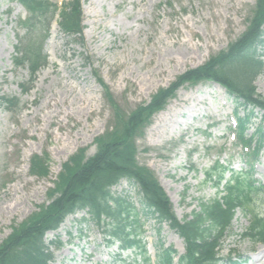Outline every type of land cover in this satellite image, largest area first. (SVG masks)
<instances>
[{
	"label": "rangeland",
	"instance_id": "374dc122",
	"mask_svg": "<svg viewBox=\"0 0 264 264\" xmlns=\"http://www.w3.org/2000/svg\"><path fill=\"white\" fill-rule=\"evenodd\" d=\"M49 1L62 4L68 0ZM82 2L84 38L67 36L54 20L50 36L44 37L49 63L31 81L28 68L13 60L14 46L26 33L20 20L28 13L18 0H0V99L20 102L15 110L0 105V244L40 211L42 204H48L49 191L64 163L82 148L87 156L93 155L96 138L113 127L114 112L103 84L128 113L150 102L159 89L169 87L188 69L203 65L236 40L247 28L256 0ZM39 27L29 36L40 38L45 32ZM21 82L32 87L28 93L22 91ZM255 84L264 95V71ZM220 89L224 90L212 82L182 86L137 138L140 164L155 172L182 220L200 210L201 201L217 194L218 189L205 182V169L219 156L237 170L245 166L242 149L229 129L235 103ZM260 123L256 117L248 133H254ZM44 153L49 156L50 175L31 176V157ZM254 168L255 177L264 183V151ZM113 190L133 195L131 201L137 199L126 180ZM262 210L264 205L259 206ZM84 214L76 216L80 219ZM74 224L71 240L70 222L63 225V241L71 245L64 244L54 264H111V260L119 264L114 257L118 246L107 247L98 227ZM249 224V216L239 210L222 239L221 255H240L243 264H264V244L241 235ZM80 227L82 238L78 237ZM156 228L155 219L144 225L150 255L155 256L161 238L165 247L178 250L177 261L185 250L184 239L166 223L160 234ZM131 254L125 251L122 256Z\"/></svg>",
	"mask_w": 264,
	"mask_h": 264
},
{
	"label": "trees",
	"instance_id": "16d2710c",
	"mask_svg": "<svg viewBox=\"0 0 264 264\" xmlns=\"http://www.w3.org/2000/svg\"><path fill=\"white\" fill-rule=\"evenodd\" d=\"M19 2L28 10L29 17L23 22L25 37L19 38L13 60L15 65L29 68L33 81L36 72L48 63L44 37L57 13L61 30L69 37L80 39L85 27L84 14L81 0H69L61 7L49 0ZM248 21L246 31L226 49L211 55L203 65L187 70L169 87L159 89L150 102L140 104L129 113L112 98L109 87L99 79L107 90L114 112L113 127L96 138L95 154L87 156L86 149L82 148L64 163L55 187L49 191L48 204H42L40 211L15 227L0 244V264H50L56 259L52 246L60 248L63 243L60 240L47 242V231L59 228L68 215L79 210L88 211L90 218L85 221L89 220L102 231L106 244L119 242L121 250L134 248L135 254L142 255V263L135 258L133 264H151L146 244L140 237L143 233L140 210L145 216L157 220L158 233L167 223L185 240L186 251L178 261L174 260L176 251L160 243L157 264H241L232 254L229 257L221 255L222 239L232 228L237 209L250 218V224L241 235L253 243H264V210L259 211V206L264 205V184L254 178L253 168L237 171L231 163L224 164L220 158L216 159L205 170V182L220 188L225 181L222 192L210 200L201 201L200 210L193 211L191 218L189 215L181 220L155 172L138 160L137 138L144 134L153 116L165 108L181 86L209 80L220 83L235 99L238 139L251 149L245 155L251 157L252 152L257 157L260 154L264 148V125L260 124L257 133L251 136L247 130L255 116L260 114L264 121V95L257 91L255 84L264 71V0L256 1ZM38 27L45 35L41 34L36 40L29 35ZM26 38L27 42L24 41ZM19 85L25 93L31 88L24 82ZM18 103V99L8 97H2L0 101V105L10 110ZM241 108L244 115L239 114ZM255 109L260 112L258 115ZM254 141L256 144L252 146ZM48 159L47 153L33 155L30 173L48 177ZM226 172H231L229 178ZM122 180H127L137 190L140 210L131 201L129 193L117 194L113 190ZM119 256L115 259L121 264H131L125 259L120 260Z\"/></svg>",
	"mask_w": 264,
	"mask_h": 264
},
{
	"label": "bare ground",
	"instance_id": "6f19581e",
	"mask_svg": "<svg viewBox=\"0 0 264 264\" xmlns=\"http://www.w3.org/2000/svg\"><path fill=\"white\" fill-rule=\"evenodd\" d=\"M55 29H56V26H55ZM67 113V112H66ZM170 115V113L166 114L164 117L167 118L168 116ZM163 117V118H164Z\"/></svg>",
	"mask_w": 264,
	"mask_h": 264
}]
</instances>
